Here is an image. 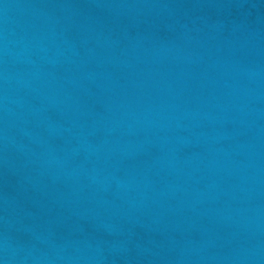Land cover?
<instances>
[{
	"label": "water",
	"instance_id": "obj_1",
	"mask_svg": "<svg viewBox=\"0 0 264 264\" xmlns=\"http://www.w3.org/2000/svg\"><path fill=\"white\" fill-rule=\"evenodd\" d=\"M0 264H264V0H0Z\"/></svg>",
	"mask_w": 264,
	"mask_h": 264
}]
</instances>
